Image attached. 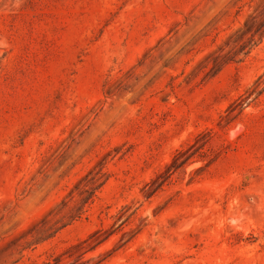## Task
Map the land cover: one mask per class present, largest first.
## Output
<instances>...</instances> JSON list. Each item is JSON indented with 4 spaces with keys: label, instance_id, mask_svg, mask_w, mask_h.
I'll return each instance as SVG.
<instances>
[{
    "label": "rangeland",
    "instance_id": "1",
    "mask_svg": "<svg viewBox=\"0 0 264 264\" xmlns=\"http://www.w3.org/2000/svg\"><path fill=\"white\" fill-rule=\"evenodd\" d=\"M0 264H264V0H0Z\"/></svg>",
    "mask_w": 264,
    "mask_h": 264
}]
</instances>
